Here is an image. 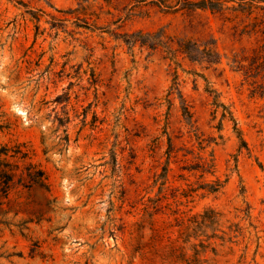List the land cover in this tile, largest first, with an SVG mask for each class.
Wrapping results in <instances>:
<instances>
[{"label":"rangeland","instance_id":"374dc122","mask_svg":"<svg viewBox=\"0 0 264 264\" xmlns=\"http://www.w3.org/2000/svg\"><path fill=\"white\" fill-rule=\"evenodd\" d=\"M197 1L0 0V264H264V3Z\"/></svg>","mask_w":264,"mask_h":264},{"label":"trees","instance_id":"16d2710c","mask_svg":"<svg viewBox=\"0 0 264 264\" xmlns=\"http://www.w3.org/2000/svg\"><path fill=\"white\" fill-rule=\"evenodd\" d=\"M229 3H231L232 6L230 7L227 6V4ZM256 3H264V0H198L197 2L193 3L191 5L192 7L187 11L193 12L195 10H200V11H210L211 13H222L226 10H231L236 12V11H242L247 7L251 8ZM233 4L236 6H234ZM239 8L242 10H240ZM183 49L186 50L185 48ZM199 52L201 55H203V57L208 55H212L216 57L218 56L213 41L208 43V45H204L203 50H200Z\"/></svg>","mask_w":264,"mask_h":264}]
</instances>
